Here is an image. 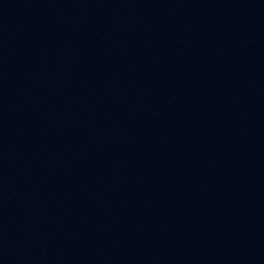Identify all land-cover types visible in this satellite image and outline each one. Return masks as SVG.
Wrapping results in <instances>:
<instances>
[{
	"label": "water",
	"instance_id": "95a60500",
	"mask_svg": "<svg viewBox=\"0 0 264 264\" xmlns=\"http://www.w3.org/2000/svg\"><path fill=\"white\" fill-rule=\"evenodd\" d=\"M0 264H264V0H0Z\"/></svg>",
	"mask_w": 264,
	"mask_h": 264
}]
</instances>
